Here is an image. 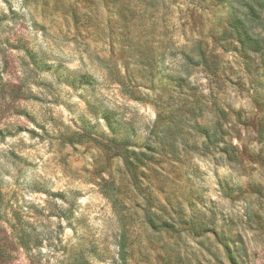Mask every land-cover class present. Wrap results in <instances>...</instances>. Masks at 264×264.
Segmentation results:
<instances>
[{
    "label": "rangeland",
    "instance_id": "374dc122",
    "mask_svg": "<svg viewBox=\"0 0 264 264\" xmlns=\"http://www.w3.org/2000/svg\"><path fill=\"white\" fill-rule=\"evenodd\" d=\"M232 14L0 0V264H264V53Z\"/></svg>",
    "mask_w": 264,
    "mask_h": 264
},
{
    "label": "trees",
    "instance_id": "16d2710c",
    "mask_svg": "<svg viewBox=\"0 0 264 264\" xmlns=\"http://www.w3.org/2000/svg\"><path fill=\"white\" fill-rule=\"evenodd\" d=\"M233 10L232 28L238 34L239 41L248 45L255 52L264 53V37L261 34L253 37L252 31L260 28L264 33V0H219ZM124 261V257L121 258Z\"/></svg>",
    "mask_w": 264,
    "mask_h": 264
}]
</instances>
